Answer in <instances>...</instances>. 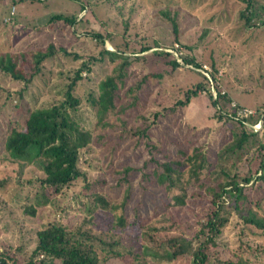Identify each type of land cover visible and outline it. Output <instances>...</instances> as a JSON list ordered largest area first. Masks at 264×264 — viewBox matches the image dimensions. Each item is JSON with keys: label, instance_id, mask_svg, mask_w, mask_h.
I'll return each instance as SVG.
<instances>
[{"label": "rangeland", "instance_id": "obj_1", "mask_svg": "<svg viewBox=\"0 0 264 264\" xmlns=\"http://www.w3.org/2000/svg\"><path fill=\"white\" fill-rule=\"evenodd\" d=\"M16 1L14 14L10 13L11 1L0 2L1 53L28 54L46 49L50 42L80 53L74 57L58 52L44 60L43 74L47 82H66V75L90 55L99 57L101 47L95 41V44L88 42V37H80L86 31L103 34L107 30L119 37L117 32L124 21L130 30L127 33L130 35L124 37L128 43L124 54L136 56L116 79L115 106L104 116V123L93 122L92 141L81 150L88 191L105 193L112 203L125 202L111 211L97 208L91 215L84 210L87 201L78 185L73 193L49 195L52 200L37 206L33 215L26 213L29 205L34 206L36 192V183H29L27 179L41 175V171L33 164L11 158L4 149L3 139L10 120L22 119L27 108L24 102L14 106L19 101L17 91L21 83L0 78V179H5L0 186V252L4 264L28 261L37 231L55 221L81 225L105 243H113L112 246L97 245L102 264H164L151 259L149 252L163 253L169 235L192 232L195 219L204 215L207 206L197 196L188 197L180 208L171 205L151 174L155 159L159 162L180 160L198 146L213 163L216 152L232 139L234 131L231 121H215L211 117L214 108L202 88L187 105L175 104L174 110L170 105L184 99L185 90L195 87L208 72L211 78L210 72L215 76L217 88L224 89L227 95L229 92L240 105L251 108L259 105L264 97V22L261 20L264 14H259L264 0L252 2L256 12L249 24L240 16L245 7L243 0H88L89 6L95 5L97 15L91 9L87 17L89 27L76 25L75 29L61 20L50 22L49 18L56 13L80 17L85 12L80 11L77 1ZM162 12L174 19L176 29ZM106 16L110 21H103ZM178 44L179 53H183L181 57L173 49ZM142 46L149 49L140 51ZM104 47L119 51L107 40ZM155 49L171 52L181 66L171 68L163 58L151 54ZM183 55L200 66L185 65ZM121 61V57L111 59L109 55H101L93 62L91 71H82L84 79L79 81L80 87H94L113 73ZM21 64L27 69V63L20 61ZM143 78L146 81L138 88L137 83ZM31 84L26 98L32 92L40 93L41 100L51 97L40 79L35 78ZM83 89L88 90L85 86ZM163 107L165 112L161 111L148 129L150 138L135 134L138 128L148 124L149 112ZM224 109L229 111L225 104ZM261 139L264 141V133ZM250 156L246 162L252 171L245 189L249 198L260 201L257 209L264 216V183L254 172L257 151ZM246 214L247 208L240 213L231 210L217 239L218 245L210 252L206 264H228L240 257L248 259L249 264H264V231L245 223L242 215ZM117 215L123 216L121 226H117ZM144 247L148 248V255L144 254ZM41 257L44 260L35 258L28 264H58L56 259ZM171 263L189 264V261L177 258Z\"/></svg>", "mask_w": 264, "mask_h": 264}, {"label": "trees", "instance_id": "obj_2", "mask_svg": "<svg viewBox=\"0 0 264 264\" xmlns=\"http://www.w3.org/2000/svg\"><path fill=\"white\" fill-rule=\"evenodd\" d=\"M9 1L12 3L10 13L14 14L15 3L18 1ZM74 1L80 5V11L84 10L83 15L78 17L77 15L66 16L56 13L51 15L49 21L61 20L73 26L74 29L76 25L89 27L87 17L91 9L95 12V5L89 6L88 0ZM253 1L243 0L245 7L240 16L248 24L253 19L251 18L253 12H256ZM263 9L264 7H261V12L258 13L263 15ZM162 14L170 18L167 13L162 12ZM109 18L108 16L103 17V21H110ZM258 18H261L260 15ZM170 20L176 29L174 19L170 18ZM261 20L264 22V19ZM128 32L130 30L124 21H122V29L117 32L119 37H116L118 35H115V32H108L107 30L103 34L98 31L95 33L86 31L84 36L80 37H88V42L95 41L101 47L98 52L99 57L90 55L89 59L81 62L79 67L67 74V81L61 84L47 82L46 75L44 79L43 61L55 56L58 52L75 57L80 55L78 51H72L62 45L55 46L54 43L50 42L46 49H39L28 54L26 52H0V78H9L11 81L15 80L21 83L17 91L19 101H15L14 106L24 102L27 108L22 119L10 120L9 128L3 139L4 149L11 158L33 164L41 171V175L27 179L29 183H36V192L34 193V206L29 205V208H26V213L29 212L33 215L37 206L52 200L49 199V195L75 192L74 188L77 185L81 188L80 191L87 201L84 210L90 215L97 208L111 211L123 206L125 200L121 204L112 203L105 193L88 191V175L83 166L85 161L82 159L81 150L88 147L92 141L93 122L104 123V116L109 109L115 106L114 97L118 88L116 79L121 77L125 65L136 56V54H124L128 51V43L124 39L125 36L130 35L127 34ZM105 40L119 51L105 48ZM179 46L178 44L173 49L181 57L183 53H179ZM147 49H149L147 46L139 48L140 51ZM104 54L109 55L111 59L121 57L122 61L115 65L113 73L107 74L94 87L84 85L88 89L87 91L84 90V86L80 87L79 82L84 79L82 71H91L93 62ZM151 54L163 58L173 69L181 66L171 52L155 49L151 51ZM27 59L30 61L27 62ZM182 60L185 65L200 66L194 59L185 58V55H183ZM20 61L27 63V69L24 68V64L19 65ZM210 74L215 80V76L211 72ZM35 78L40 79L42 87L51 96L50 98L41 100L40 93L34 94V92L30 98L25 97L27 89L32 86L31 83ZM208 80V77L203 76V80L196 83L195 87L186 89L184 99L175 101L174 104L170 105V109L174 110L175 104L187 105L190 99L196 96L202 88L205 91L204 94H207V101L214 108L213 113L210 114L211 117L215 121H231L234 125V131L232 139L216 152L213 163L208 160L205 152L198 146L180 160L159 162L155 159V168L151 174L155 177V183L161 186L169 197L171 205L180 208L185 205L188 197L191 199L197 196V199L204 200L207 206V210L204 208V215L195 219V227L192 228V232L187 235H169L166 238V247L163 249V253L160 254L153 250L149 252L151 259L164 261V264H172L171 262L177 258H185L189 264H206L210 252H213L217 247V239L228 222L229 213L232 209L240 213L241 209L247 208V214L242 215L243 221L264 231V216L261 215L260 209H257L260 207V201L249 198L248 191L245 189V184L249 182L252 171L249 169L246 160L255 151L258 154V164L254 172L257 174L256 178L264 183V141L261 139L264 133V117L260 129H254L251 126L258 117L250 119L232 118L229 111L224 109V104L229 107L227 106L230 100L229 96L227 94L219 95L216 100H213ZM145 81V78L138 81L137 87L141 88ZM158 110L149 112L146 118L148 124L138 128L135 134L146 138L151 137L148 133L149 127L161 115V111L165 112L166 108L163 107ZM4 180L0 179V186ZM122 217V215H117V226L123 225L124 219ZM97 245L112 246L114 244L105 243L103 239L97 237V234L94 235L81 225L74 224L71 226L61 221L51 222L37 231L31 257L22 264H28L35 258L44 260L41 255L58 260V264H102L96 250ZM144 249V254H146L148 248L144 247ZM1 253L0 262L4 264L5 261L2 259ZM135 257L137 258V255ZM239 261L243 264H249L248 259L241 257L235 262H228V264H237Z\"/></svg>", "mask_w": 264, "mask_h": 264}, {"label": "built area", "instance_id": "obj_3", "mask_svg": "<svg viewBox=\"0 0 264 264\" xmlns=\"http://www.w3.org/2000/svg\"><path fill=\"white\" fill-rule=\"evenodd\" d=\"M203 70L204 69H202V71ZM203 72L205 73V71H203ZM205 76L208 77L209 80L211 81L209 87H210L211 96H212L213 100H216L219 95L227 94L224 89H218L217 88V86L215 85V80H213L210 77L209 72L206 73ZM228 106H229V115L232 118H234V119H250L252 117H256V118L258 117L257 120L251 124V126L254 129H260L261 128L262 122H263V117H264V100L258 108H251V107H246V106L240 105L234 99L229 100Z\"/></svg>", "mask_w": 264, "mask_h": 264}, {"label": "crops", "instance_id": "obj_4", "mask_svg": "<svg viewBox=\"0 0 264 264\" xmlns=\"http://www.w3.org/2000/svg\"><path fill=\"white\" fill-rule=\"evenodd\" d=\"M227 93V92H226ZM227 96H229V98L230 99H234L232 96H231V94L228 92V95ZM263 100H264V97H263V99L261 100V102L259 103V105L256 107V108H258L261 104H262V102H263ZM235 101H237V100H235ZM238 102V101H237ZM238 103H240V102H238ZM243 105V104H242ZM228 106V105H227ZM244 106H246V105H244ZM247 107H249V106H247Z\"/></svg>", "mask_w": 264, "mask_h": 264}]
</instances>
